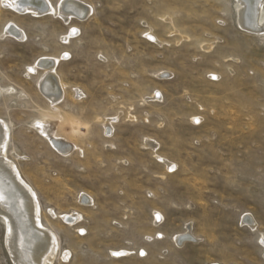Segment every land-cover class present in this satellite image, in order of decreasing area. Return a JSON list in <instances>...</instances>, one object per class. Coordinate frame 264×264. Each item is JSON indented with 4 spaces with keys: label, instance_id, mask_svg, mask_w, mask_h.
Wrapping results in <instances>:
<instances>
[{
    "label": "rangeland",
    "instance_id": "374dc122",
    "mask_svg": "<svg viewBox=\"0 0 264 264\" xmlns=\"http://www.w3.org/2000/svg\"><path fill=\"white\" fill-rule=\"evenodd\" d=\"M75 1L91 13L69 25L0 3V88L12 89L0 94L7 157L69 253L52 264H264V36L239 28L234 0ZM10 24L25 38L2 37ZM61 56L52 112L37 86L42 71L28 68ZM45 117L75 145L68 156L34 129ZM50 209L82 220L69 226ZM187 226L196 243L178 245ZM4 233L0 219V264H13Z\"/></svg>",
    "mask_w": 264,
    "mask_h": 264
},
{
    "label": "bare ground",
    "instance_id": "6f19581e",
    "mask_svg": "<svg viewBox=\"0 0 264 264\" xmlns=\"http://www.w3.org/2000/svg\"><path fill=\"white\" fill-rule=\"evenodd\" d=\"M234 2L236 22L239 28L247 33L264 36V0H234ZM0 3L4 8L18 15H30L32 17L51 15L61 20L64 25H69L72 19L84 21L91 13L89 7L75 0H60L55 6L49 0H1ZM74 32H76V28L70 27L61 41L67 44ZM146 36L151 37L150 39L154 43L160 44L151 33H147ZM2 37H10L20 41L25 38V35L16 25L10 24L3 31ZM211 47L212 44H206L203 45L202 49L208 51ZM60 58L62 56L40 58L37 63L28 68L31 74H37L38 70L42 71L37 79V86L40 93L48 101L52 112L57 110L56 107L62 99L61 83L55 70L61 60ZM163 74H160L159 77ZM1 93L10 94L12 89L0 88ZM155 99L156 92L149 100L155 101ZM56 122L57 119L54 117H45L43 120L34 121L33 127L54 151L65 157L75 149V145L57 135ZM114 122H116L114 118L105 121L103 125L105 133L111 132ZM76 133L78 135V132L74 131V134ZM9 144L10 125L0 119V219L5 225V248L13 264H52L55 258L60 256L66 261L69 253L62 251L57 233L41 223V207L35 192L22 180L15 162L7 157ZM143 146L153 153L158 149V145L149 139L144 140ZM11 155L16 160L21 159L13 151ZM155 158L163 163L167 171H172L175 168L174 164L161 159L160 156L156 155ZM81 200L90 203V200L84 195L80 196L79 201ZM48 213L52 218H58L68 223L69 226L78 225L82 220L81 215L76 212L58 215L50 209ZM156 214L158 213L155 212ZM158 217L160 218V216ZM244 220H248L247 224H249L250 229H255L256 225L252 219L244 217ZM174 241L181 246L192 242L196 243V239L190 233V226L186 227V232L175 236ZM261 243L264 248V241L261 240ZM113 253H117L116 258L125 257L129 254L126 251Z\"/></svg>",
    "mask_w": 264,
    "mask_h": 264
},
{
    "label": "snow or ice",
    "instance_id": "6c2138e0",
    "mask_svg": "<svg viewBox=\"0 0 264 264\" xmlns=\"http://www.w3.org/2000/svg\"><path fill=\"white\" fill-rule=\"evenodd\" d=\"M151 38V37H150Z\"/></svg>",
    "mask_w": 264,
    "mask_h": 264
}]
</instances>
